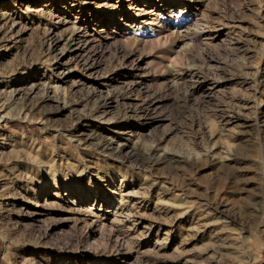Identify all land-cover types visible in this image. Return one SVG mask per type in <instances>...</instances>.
<instances>
[{
    "label": "rangeland",
    "instance_id": "obj_1",
    "mask_svg": "<svg viewBox=\"0 0 264 264\" xmlns=\"http://www.w3.org/2000/svg\"><path fill=\"white\" fill-rule=\"evenodd\" d=\"M0 264H264V0H0Z\"/></svg>",
    "mask_w": 264,
    "mask_h": 264
},
{
    "label": "bare ground",
    "instance_id": "obj_2",
    "mask_svg": "<svg viewBox=\"0 0 264 264\" xmlns=\"http://www.w3.org/2000/svg\"><path fill=\"white\" fill-rule=\"evenodd\" d=\"M126 39V38H125ZM125 41V40H124Z\"/></svg>",
    "mask_w": 264,
    "mask_h": 264
}]
</instances>
